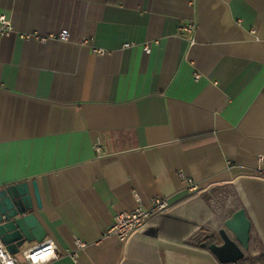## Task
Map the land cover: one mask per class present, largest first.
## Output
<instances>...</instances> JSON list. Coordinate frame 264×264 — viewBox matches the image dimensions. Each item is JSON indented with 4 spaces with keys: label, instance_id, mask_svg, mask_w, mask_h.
<instances>
[{
    "label": "crops",
    "instance_id": "crops-1",
    "mask_svg": "<svg viewBox=\"0 0 264 264\" xmlns=\"http://www.w3.org/2000/svg\"><path fill=\"white\" fill-rule=\"evenodd\" d=\"M0 14V188L28 181L60 253L45 264H220L194 245L220 243L238 208L264 241V0H0ZM156 196L166 214L127 242L104 235Z\"/></svg>",
    "mask_w": 264,
    "mask_h": 264
},
{
    "label": "water",
    "instance_id": "water-1",
    "mask_svg": "<svg viewBox=\"0 0 264 264\" xmlns=\"http://www.w3.org/2000/svg\"><path fill=\"white\" fill-rule=\"evenodd\" d=\"M37 209L42 207L36 180L30 182ZM35 207L28 181L0 188V239L11 254L26 245L41 242L47 232L35 216ZM251 221L243 208L236 210L218 230L220 243L201 242L221 264L236 263L244 257L250 240Z\"/></svg>",
    "mask_w": 264,
    "mask_h": 264
},
{
    "label": "built area",
    "instance_id": "built-area-1",
    "mask_svg": "<svg viewBox=\"0 0 264 264\" xmlns=\"http://www.w3.org/2000/svg\"><path fill=\"white\" fill-rule=\"evenodd\" d=\"M193 28L188 24L182 27V30L190 31ZM13 31L10 19L0 14V35H6ZM23 38H35L44 41L46 39H56L59 41H68L69 32L65 29L58 33H50L46 36H40L36 33H22ZM98 54L104 52L103 49H94ZM197 76V75H196ZM93 148L100 152L101 148L97 142L93 144ZM261 159V158H260ZM261 170V168H259ZM260 172V171H259ZM189 188L194 190L197 185L190 178H186ZM171 208V204L167 197H152L147 205H137L132 210H124L114 215L112 223L104 230V235H114L120 241L127 242L132 233L143 230L147 227L152 219L167 213ZM75 247L66 253L75 258L78 250L84 248L87 243L80 239H76ZM60 256L56 242L46 237L41 242L32 244L20 250L17 254H11L5 244L0 239V264H45Z\"/></svg>",
    "mask_w": 264,
    "mask_h": 264
},
{
    "label": "trees",
    "instance_id": "trees-1",
    "mask_svg": "<svg viewBox=\"0 0 264 264\" xmlns=\"http://www.w3.org/2000/svg\"><path fill=\"white\" fill-rule=\"evenodd\" d=\"M238 209H236V210H238ZM233 212L234 211H232L229 214V218L231 217ZM201 242H206L208 244V243H211V242H214V241H213L212 237L207 235L203 239L199 240V242L197 244L194 245L196 247H199L201 249L209 251L207 246H201L200 245ZM256 250H257V248L250 247V241H249L248 248L247 249H243L244 257L242 259L238 260L236 263H228V264H264V247L260 248L257 251Z\"/></svg>",
    "mask_w": 264,
    "mask_h": 264
},
{
    "label": "rangeland",
    "instance_id": "rangeland-1",
    "mask_svg": "<svg viewBox=\"0 0 264 264\" xmlns=\"http://www.w3.org/2000/svg\"><path fill=\"white\" fill-rule=\"evenodd\" d=\"M253 244H257V248L259 247L258 250L264 247V241H250V247H252Z\"/></svg>",
    "mask_w": 264,
    "mask_h": 264
}]
</instances>
